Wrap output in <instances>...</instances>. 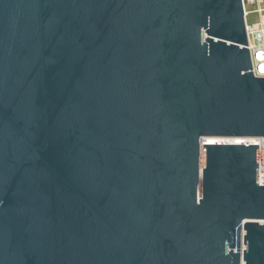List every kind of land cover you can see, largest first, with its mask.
I'll return each instance as SVG.
<instances>
[{"label": "water", "instance_id": "1", "mask_svg": "<svg viewBox=\"0 0 264 264\" xmlns=\"http://www.w3.org/2000/svg\"><path fill=\"white\" fill-rule=\"evenodd\" d=\"M0 264H264L243 0H0Z\"/></svg>", "mask_w": 264, "mask_h": 264}, {"label": "built area", "instance_id": "2", "mask_svg": "<svg viewBox=\"0 0 264 264\" xmlns=\"http://www.w3.org/2000/svg\"><path fill=\"white\" fill-rule=\"evenodd\" d=\"M243 3L253 72L264 77V0H243Z\"/></svg>", "mask_w": 264, "mask_h": 264}, {"label": "rangeland", "instance_id": "3", "mask_svg": "<svg viewBox=\"0 0 264 264\" xmlns=\"http://www.w3.org/2000/svg\"><path fill=\"white\" fill-rule=\"evenodd\" d=\"M252 20H253L252 17H250V22H251Z\"/></svg>", "mask_w": 264, "mask_h": 264}]
</instances>
